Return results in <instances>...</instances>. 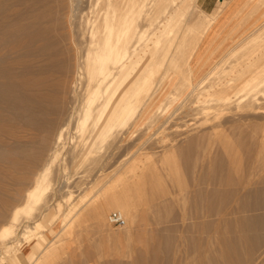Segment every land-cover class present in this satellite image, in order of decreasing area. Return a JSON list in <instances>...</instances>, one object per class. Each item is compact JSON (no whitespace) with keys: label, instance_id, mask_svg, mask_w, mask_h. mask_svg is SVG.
Listing matches in <instances>:
<instances>
[{"label":"rangeland","instance_id":"obj_1","mask_svg":"<svg viewBox=\"0 0 264 264\" xmlns=\"http://www.w3.org/2000/svg\"><path fill=\"white\" fill-rule=\"evenodd\" d=\"M163 1L143 3L158 8L168 3ZM201 1L186 0L175 6L180 12L174 30L177 36L183 33L182 51L193 56L190 81L174 73V85L149 100L144 123L131 129L130 162L123 168L80 164L85 155L71 130L52 164L45 202L31 216L19 215L13 235L0 242L4 254L0 264H264V111L237 112L238 116L236 112L234 116L232 112L195 114L202 106L194 99L198 88L231 75L236 59L250 52L264 54V0L253 1L238 14L230 6L233 0L222 5L213 0L212 13L200 7ZM61 3L68 6L66 0ZM50 5V25L55 28L59 19L53 33L63 37L69 28L58 17L57 4ZM178 26L185 28L180 31ZM185 81L202 87L192 93ZM260 89L264 104V85ZM206 121L212 122L210 126ZM12 122L11 118L12 127L7 129L13 132ZM52 146L48 144L34 165V147L26 144L11 155L18 161L15 165L0 160L1 229L9 225L15 207L23 205L26 189L33 187L34 175L49 160ZM114 151L110 153L116 156L121 152ZM102 154L107 153L101 150ZM112 212L121 213L123 226L108 223ZM37 223L40 227L34 235L25 237V228L33 229ZM4 247H10L6 253Z\"/></svg>","mask_w":264,"mask_h":264},{"label":"bare ground","instance_id":"obj_2","mask_svg":"<svg viewBox=\"0 0 264 264\" xmlns=\"http://www.w3.org/2000/svg\"><path fill=\"white\" fill-rule=\"evenodd\" d=\"M66 1L68 6L61 0H0V160L15 165L18 161L11 155L21 152L26 144L34 147L31 161L34 165L48 144L55 145L49 160L34 175L33 187L25 190L23 205L12 209L9 225L0 228V242L13 235L14 223L20 214L31 216L36 208L40 209L38 204L45 202L52 164L71 130L76 132L75 143L85 155L80 164L123 168L130 162L127 155L131 129L144 123L149 100L174 85L176 77L172 74L184 75L187 80L192 75L193 56L182 51L183 33L180 37L174 30L178 11L175 6L186 0H164L168 3L158 8H146L145 0ZM53 2L58 6L57 14L61 13L58 17L69 28L63 37L59 32L53 33L59 24L57 17V24L53 22L56 26L52 27L50 4ZM66 40L68 48L63 44ZM67 49L72 52V65ZM262 55L250 52L236 59L228 77H221V69L217 70L220 77L206 86L202 87L203 81H199L201 86L196 83L202 87L198 88L199 92L196 85L187 81L192 93L196 90L199 96L194 99L202 106L193 108L195 114L220 116L223 112L224 115L232 112L234 116L236 112L238 116L237 112L264 111V104L259 100L260 88L264 85ZM43 74L47 77L38 81ZM39 87L42 90L38 92ZM11 118L15 123L13 132L7 129L12 127ZM206 122L210 126L211 121ZM20 137L26 138V143ZM109 149L121 152L116 156ZM101 150L107 154L99 155ZM38 227L39 223L33 229L26 227L25 237L33 236ZM38 240L43 241L41 237ZM8 248L4 247L3 252Z\"/></svg>","mask_w":264,"mask_h":264},{"label":"crops","instance_id":"obj_3","mask_svg":"<svg viewBox=\"0 0 264 264\" xmlns=\"http://www.w3.org/2000/svg\"><path fill=\"white\" fill-rule=\"evenodd\" d=\"M253 1L255 0H233L230 6H233L238 14L239 12H242L250 7ZM213 2V0H202L200 3V7L206 10V12L208 13H212L215 7V4Z\"/></svg>","mask_w":264,"mask_h":264},{"label":"built area","instance_id":"obj_4","mask_svg":"<svg viewBox=\"0 0 264 264\" xmlns=\"http://www.w3.org/2000/svg\"><path fill=\"white\" fill-rule=\"evenodd\" d=\"M219 2H230L231 0H218ZM107 221L112 226H123L124 219L119 212H112L108 215Z\"/></svg>","mask_w":264,"mask_h":264}]
</instances>
